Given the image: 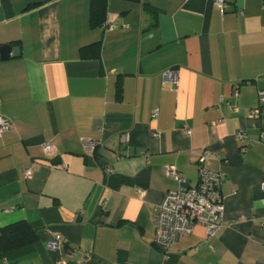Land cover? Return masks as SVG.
Wrapping results in <instances>:
<instances>
[{"label":"crops","instance_id":"crops-1","mask_svg":"<svg viewBox=\"0 0 264 264\" xmlns=\"http://www.w3.org/2000/svg\"><path fill=\"white\" fill-rule=\"evenodd\" d=\"M262 4L108 0L93 27L92 0H0V48L20 50L0 59L14 125L0 137V229L26 221L39 235L0 264H264ZM96 44L99 58L84 55ZM170 166L185 186L201 166L223 174L225 213L213 237L197 225L165 252L158 208L181 186Z\"/></svg>","mask_w":264,"mask_h":264},{"label":"built area","instance_id":"built-area-1","mask_svg":"<svg viewBox=\"0 0 264 264\" xmlns=\"http://www.w3.org/2000/svg\"><path fill=\"white\" fill-rule=\"evenodd\" d=\"M221 10L225 11L226 0H212ZM262 7L264 8V0ZM115 26H108V30H114ZM163 84H170L173 88L179 86V76L175 69H169L163 73ZM259 100L261 107L252 112V118L257 114H263L264 109V90L259 91ZM154 117H158V111L153 112ZM14 125L7 118L0 116V137L3 133L11 131ZM243 134H238L237 138L242 139ZM260 142L264 143V132L261 133ZM257 141H250L249 145H254ZM92 150L96 149L95 144L89 146ZM45 151L51 153V145H45ZM247 147H243L245 152ZM208 157L204 153L200 158V164H203ZM110 168L107 173H111ZM168 177L181 184L177 191L169 192L158 208L156 218V244L160 245L165 252H169L178 242L181 236L191 234L197 225L206 228L207 237H213L222 226L225 207L222 196V186L225 181L223 174L212 173L202 166L199 171V180L195 186L183 185L186 181L178 170L170 166L167 170ZM29 177L30 170L25 172ZM62 240L53 238L49 242L51 250H57ZM89 259V255L85 262Z\"/></svg>","mask_w":264,"mask_h":264},{"label":"trees","instance_id":"trees-1","mask_svg":"<svg viewBox=\"0 0 264 264\" xmlns=\"http://www.w3.org/2000/svg\"><path fill=\"white\" fill-rule=\"evenodd\" d=\"M108 0H92L90 21L93 27H100L106 19V9ZM139 1V0H134ZM93 52L95 58H99L100 44L84 48L85 53L88 50ZM39 240L38 231L26 222H18L0 229V256L6 251L17 249L30 245Z\"/></svg>","mask_w":264,"mask_h":264},{"label":"water","instance_id":"water-1","mask_svg":"<svg viewBox=\"0 0 264 264\" xmlns=\"http://www.w3.org/2000/svg\"><path fill=\"white\" fill-rule=\"evenodd\" d=\"M19 48L13 47L11 45H3L0 48V59L2 61H8L11 57H19Z\"/></svg>","mask_w":264,"mask_h":264}]
</instances>
